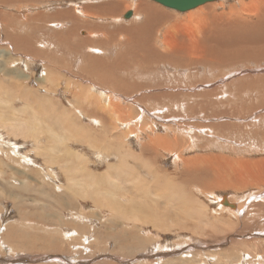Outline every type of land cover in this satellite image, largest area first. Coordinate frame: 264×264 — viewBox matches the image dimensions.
Masks as SVG:
<instances>
[{
	"label": "rangeland",
	"instance_id": "1",
	"mask_svg": "<svg viewBox=\"0 0 264 264\" xmlns=\"http://www.w3.org/2000/svg\"><path fill=\"white\" fill-rule=\"evenodd\" d=\"M138 1L163 8L161 30L126 46L134 8L99 7ZM258 1L180 12L153 0H0V264H264V19L230 33L220 18L233 8L228 17L255 23ZM177 21L173 49L199 52L160 61ZM95 29L107 42L80 45ZM105 171L133 202L109 196L122 192ZM136 234L150 240L135 253Z\"/></svg>",
	"mask_w": 264,
	"mask_h": 264
},
{
	"label": "bare ground",
	"instance_id": "2",
	"mask_svg": "<svg viewBox=\"0 0 264 264\" xmlns=\"http://www.w3.org/2000/svg\"><path fill=\"white\" fill-rule=\"evenodd\" d=\"M219 1V0H218ZM249 1H252V0H249ZM156 2V1H155ZM210 2H213V1H210ZM222 2V1H221ZM220 2V3H221ZM206 3H208V2H206ZM244 3H245V1H244ZM251 3H253V2H251ZM55 4V3H54ZM87 4V3H86ZM149 3L147 2V1H138L135 5L134 4H131V5H127V3H124V4H122V3H117V2H115V3H113V2H109V3H102L101 5H100V7L99 8H102L103 9V11H106V10H110V14L111 15H116L117 13H116V11L118 12V10L120 11L122 8H128V7H133L134 8V10H135V17H136V19L139 21V24H134V22L133 23H130V24H134V26H129V27H127L126 28V36L127 37H125L124 39H118L119 41H121V40H123V41H125V45L127 46V44H130V45H134V44H137V43H139L140 42V40H141V38H145L144 40H146L147 39V42L148 41H151L150 40V37L149 38H147V35L148 34H151V33H156V32H159L160 30H157V29H155V27L154 26H152V25H154L155 23H156V20H158L157 18L161 15L160 13V10L159 9H161L159 6H157L156 4H154V3H150V4H152L153 5V7L154 8H156L155 10L153 9V7L152 6H149L148 5ZM205 4V3H204ZM204 4H202V5H204ZM230 4V3H229ZM254 4V3H253ZM257 4V7H256V10H255V12H256V14H257V21L255 22V23H252V22H249L248 20H246L245 18H241V17H233V18H231V17H228V14H233V13H235L236 14V12L234 11V9L233 8H229L230 10H229V12L228 13H224V14H220V15H224V16H222V17H220L221 19L223 18V17H225V19H223V21H221V24H223V26L225 27V29L228 31V32H230V33H233V30L236 32H239V30L240 29H243V28H247L248 27V25L251 27H253L254 25H260L261 23H262V20L264 19V0H259L258 1V3H256ZM84 5V4H83ZM88 5V4H87ZM228 5V4H227ZM243 5V4H242ZM255 5V4H254ZM92 6V5H91ZM94 6V5H93ZM97 6V5H96ZM96 6H94V9H95V7ZM121 6H122V8H121ZM200 6V5H199ZM222 6V5H221ZM198 7V6H197ZM230 7V6H229ZM74 8V7H73ZM84 8V7H83ZM85 8L88 10L90 7L89 6H85ZM210 8V7H209ZM209 8H207V9H209ZM75 10H74V12L76 11V8H74ZM154 10L155 12H159V15L157 14V15H154L153 13H154V11L152 12L151 10ZM197 9V8H196ZM200 9V8H199ZM116 10V11H115ZM157 10H159V11H157ZM161 10H163V8L161 9ZM165 10V9H164ZM198 10V9H197ZM243 10H245V9H243ZM79 11V10H78ZM83 11V10H82ZM188 11V10H187ZM202 11V10H201ZM211 11V10H210ZM227 11V10H226ZM226 11H224V12H226ZM26 12V11H25ZM81 12V11H80ZM87 12V11H86ZM199 12V11H198ZM250 12V11H249ZM12 13V12H11ZM65 13V14H64ZM64 13H62V12H57V15H55V14H52V18H54L55 20H64V21H67V22H69L70 21V19H72L73 17H74V15H73V13L72 12H70V13H68L67 14V12H64ZM76 13V12H75ZM79 13V12H78ZM82 13H85V12H82ZM162 13H164L163 11H162ZM223 13V12H222ZM6 14V13H5ZM156 14V13H155ZM167 13L165 12V15H166ZM77 15V14H76ZM196 15V14H195ZM197 15H199V14H197ZM219 15V16H220ZM39 16V15H38ZM40 16H41V18H42V21H43V23H44V21L46 20V18H48L47 16H46V14L45 13H41L40 14ZM218 16V17H219ZM191 17V16H190ZM194 17V16H193ZM213 17H215L214 16V14H213ZM16 18V17H15ZM26 19H29V18H26ZM25 19V20H26ZM49 19V18H48ZM190 19H192V18H190ZM194 19V18H193ZM195 19H197V17L195 18ZM198 19H199V17H198ZM201 19H203V17L201 18ZM78 20V19H77ZM185 20H187V19H185ZM206 20H208V19H206ZM206 20L204 19V20H201L202 22H206ZM210 20V19H209ZM183 22H185L184 20H182ZM181 21V22H182ZM194 21V20H193ZM201 22V23H202ZM63 22H61V24H62ZM168 24H170V23H172V24H170V25H166V29H165V31H164V37H163V39H164V44H165V48H164V56H162L163 58H161L160 59V61H162V60H166V61H175L174 60V58L176 59V57L177 58H181L182 60V62H186L185 60L187 59L188 60V57H190V55L192 54V53H196L198 50H199V48L197 47L196 48V51L193 49H191L190 47V49L191 50H189V51H185V50H183V48L184 47H181V48H179L180 50H177L176 48L175 49H173V47H175V45H173L171 42H170V40H169V36H170V30H172V31H174L172 28L174 27V26H176L179 22L177 21V22H167ZM192 23V22H191ZM197 23V22H196ZM201 23H199V26H197V28L198 27H200V24ZM207 23V22H206ZM209 23V22H208ZM189 24V23H188ZM203 24V23H202ZM242 24H245L246 25V27H241V25ZM63 25H65V24H63ZM158 25V24H157ZM186 25V24H185ZM59 26V25H58ZM182 27V26H181ZM250 27H248V29H250ZM38 28V27H37ZM183 28V27H182ZM181 28V29H182ZM39 29V28H38ZM178 29V28H177ZM185 29V28H184ZM201 29V28H200ZM186 30H187V28H186ZM73 31V28H71V29H68V33H70V32H72ZM104 31V30H103ZM200 31V30H199ZM84 32V31H83ZM95 32V33H94ZM184 32V31H183ZM236 32V33H237ZM79 33V32H78ZM124 33V32H123ZM162 33V32H161ZM172 33H174V32H172ZM81 34H83L82 32H81ZM159 34V33H158ZM175 34V33H174ZM174 34H172V35H174ZM179 34H180V32H179ZM183 34V33H182ZM200 34V33H199ZM198 34V35H199ZM264 34V33H263ZM55 35H57L58 36V40H59V42H63V41H66L67 40V38H65V39H62V37H60L59 35H58V31H56V34ZM88 35H90V37L88 36ZM87 36H85V37H83L82 39H81V44L80 45H88V49L89 48H91V47H93V46H96V47H98V45L99 44H101V43H104V42H107V39H105L104 37H102L100 40L98 39V37H99V35L100 34H97V31H96V29H95V31H90L89 32V34H88ZM108 35V34H107ZM110 35V34H109ZM121 35V34H120ZM185 35V34H184ZM230 35V34H229ZM158 36V35H157ZM177 36H178V34H177ZM188 36V35H187ZM190 36V35H189ZM188 36V37H189ZM200 36V35H199ZM225 36H228V34H226ZM233 36V34L231 35V37ZM241 36V35H240ZM7 38H9L8 37V35L6 36ZM179 37V36H178ZM184 37V36H183ZM186 37V36H185ZM200 37H202V36H200ZM229 37V36H228ZM6 38V39H7ZM123 38V37H122ZM230 38V37H229ZM233 38V37H232ZM237 38V37H236ZM250 38V37H249ZM15 39H18V41L17 42H22V41H24L25 42V45L24 44H18V46H20L21 48L23 47V46H26V48L28 49L27 51H29V48L31 47V44L28 42V40H27V37L26 36H22V38H21V36H19V37H17V38H15ZM143 40V39H142ZM68 41V40H67ZM110 41V40H109ZM188 41V40H187ZM12 43V42H11ZM148 43H150V42H148ZM203 43V42H202ZM201 43V44H202ZM10 44V43H9ZM17 44L15 43V46H17ZM45 44V43H44ZM175 44H176V42H175ZM189 44V43H188ZM197 44V43H196ZM21 45H23V46H21ZM43 45V44H42ZM199 44H197V46H198ZM248 45V44H247ZM100 46V45H99ZM156 46V45H155ZM180 46H182V45H179V47ZM184 46V45H183ZM195 46V45H194ZM213 46V45H212ZM177 47V46H176ZM196 47V46H195ZM204 47V46H203ZM25 48V49H26ZM128 48V47H127ZM185 48H186V46H185ZM184 48V49H185ZM5 49V48H4ZM58 49V48H57ZM161 49H163V48H161ZM91 50V49H90ZM150 50V49H149ZM201 50V49H200ZM100 51V50H99ZM205 51V50H204ZM25 52V51H24ZM151 52V51H150ZM199 52V51H198ZM202 52V51H201ZM212 52V51H211ZM262 52V51H261ZM140 53V52H139ZM149 53V52H148ZM147 54V53H146ZM205 54V53H204ZM212 56V55H211ZM194 57H196V56H194ZM199 57V56H198ZM203 57V56H202ZM186 58V59H185ZM221 58V57H220ZM145 59V58H144ZM185 59V60H184ZM179 60V59H178ZM209 60V59H208ZM207 60V61H208ZM92 62V61H91ZM212 63V62H211ZM115 64V63H114ZM99 68V67H98ZM100 68H101V66H100ZM98 69H96V71H97ZM104 72H106V71H104ZM112 75V74H111ZM102 76V75H101ZM107 76V75H106ZM109 76V75H108ZM105 77V76H104ZM103 76L100 78V77H94L95 78V80H98L97 82H99V81H101V83H102V81H103V78H104ZM0 78H2V77H0ZM122 81V80H121ZM254 82V81H253ZM124 84V83H123ZM241 84V83H240ZM116 85V84H115ZM261 85V84H260ZM254 86V85H253ZM113 87V86H112ZM94 88H95V86H94ZM129 88V87H128ZM254 88V87H253ZM96 89V88H95ZM109 90H110V88H109ZM211 91V90H210ZM100 92V91H99ZM105 92V91H104ZM108 92V91H107ZM202 92V91H201ZM194 94V93H193ZM209 94V93H208ZM182 95V94H181ZM213 95V94H212ZM98 96H102L101 94L100 95H98ZM193 96H195V94L193 95ZM178 97V96H177ZM104 99H107L106 97H103ZM100 99V98H99ZM116 99V98H115ZM208 99V98H207ZM120 100V99H119ZM100 101V100H99ZM100 103V102H99ZM109 104V103H108ZM144 104V103H143ZM111 105H113V104H111ZM192 105H194V104H192ZM110 106V105H109ZM147 107V106H146ZM190 107V106H189ZM193 107V106H192ZM117 108V107H116ZM115 109V108H114ZM121 109V108H120ZM146 109V108H145ZM149 109V108H148ZM201 109V108H200ZM202 110V109H201ZM140 111V110H139ZM110 112V111H109ZM252 112V111H251ZM204 113V112H203ZM214 113V112H213ZM93 114V113H92ZM96 114V113H95ZM216 114V113H215ZM89 116V115H88ZM211 116V115H210ZM116 117V116H115ZM149 117V116H148ZM214 117V116H213ZM219 117V116H218ZM141 118V117H140ZM193 118V117H192ZM196 118V117H195ZM130 119V118H129ZM161 119V118H160ZM177 119V118H176ZM259 119H261V118H259ZM120 120V119H119ZM179 120V119H178ZM194 120V119H193ZM194 122V121H193ZM126 123V122H125ZM195 123V122H194ZM153 124V123H152ZM122 125H124V123L122 124ZM115 126V125H114ZM129 126V125H128ZM127 126V127H128ZM124 127V126H123ZM130 127V126H129ZM218 129V128H217ZM4 130V129H3ZM31 130H34V131H36V129H31ZM76 130V129H75ZM152 131V130H151ZM155 131V130H154ZM210 131V130H209ZM129 132V131H128ZM214 133V132H213ZM218 134V133H217ZM158 135V134H157ZM212 135V134H211ZM204 136H206V135H204ZM152 137V136H151ZM98 142V141H97ZM10 143V142H9ZM157 144V143H156ZM191 147V146H190ZM120 148V147H119ZM15 149V148H14ZM13 149V150H14ZM151 149H153V148H151ZM125 153V152H124ZM138 154V153H137ZM169 154V153H168ZM70 156V155H69ZM99 156V155H98ZM29 159V158H28ZM137 161V160H136ZM208 160H206V162H207ZM84 162V161H83ZM139 162V161H138ZM32 163V162H31ZM175 163V162H174ZM129 164V163H128ZM74 170V169H73ZM111 170V169H110ZM132 170V169H131ZM134 170V169H133ZM108 171H109V169H108ZM95 172V171H94ZM106 172V171H105ZM129 172V171H128ZM131 172H133V171H131ZM42 173H43V171H42ZM203 173V172H202ZM44 174H46V173H44ZM77 174H79V173H77ZM102 174V173H101ZM100 174V175H101ZM133 174V173H132ZM148 174H149V172H148ZM219 174V173H218ZM48 175V174H47ZM119 175V174H118ZM123 175V174H122ZM127 175V174H126ZM125 175V176H126ZM129 175V174H128ZM152 175H154V174H152ZM151 175V176H152ZM164 175V174H163ZM105 178L104 179H102V181H111V182H109V183H111V184H113V185H115V188H117L118 189V191H119V193H121L122 192V195L121 194H119L120 196H118V194L116 193V191L114 190V189H112V190H108L107 189V193L109 194V196H111V195H113L114 196V198L116 199V200H118V202H119V204H130L131 202H133V198L132 197H134V196H132V195H130L129 193H128V191H127V189H126V187L123 185V184H121L122 183V181L121 180H117V179H115L114 177H112L113 175L110 173V172H106L105 173ZM74 177V176H73ZM82 177V176H81ZM131 177V176H130ZM128 178V181H129V179H130V182L131 183H128L127 181V183L128 184H130V185H133V186H136V182H137V180H139L140 179V177H139V179L136 177H133V178H135V179H132V178ZM170 177V176H169ZM142 178H144V177H142ZM155 178V177H154ZM158 178V177H157ZM159 178H160V176H159ZM145 179V178H144ZM151 179V178H150ZM76 180H77V182H78V178H76ZM88 180H89V182H86V181H82V182H85V185H87V186H99L100 184V181L98 180V181H96V180H91L90 178H88ZM222 180V179H221ZM68 181H70V183H73V184H75V182L73 181V179L72 178H68ZM138 182H141V181H138ZM145 182V181H144ZM140 183V184H143V187H144V185L146 186V185H148V184H146V182L145 183ZM150 182V181H149ZM198 182V181H197ZM78 184H79V182H78ZM81 184H84V183H81ZM138 184V183H137ZM76 185V184H75ZM107 185V184H106ZM113 185H111V186H113ZM132 186V187H133ZM149 186V185H148ZM153 187V186H152ZM155 187V186H154ZM226 187V186H225ZM224 187V188H225ZM107 188H108V186H107ZM111 188V187H110ZM144 188H146V187H144ZM144 188H143V190H144ZM219 188V187H218ZM9 189V188H8ZM36 189V188H35ZM40 190H42V189H40ZM37 191V190H36ZM114 191H115V193H114ZM140 191H141V189H140ZM176 191V190H175ZM39 192V191H38ZM158 192V191H157ZM140 194V193H139ZM147 194V193H146ZM179 195V194H178ZM113 196H111L112 198H113ZM176 196V195H175ZM118 197V198H117ZM151 197V196H150ZM156 197V196H155ZM145 198H147V197H145ZM152 198V197H151ZM180 198V197H179ZM141 199H142V197H141ZM144 199V198H143ZM153 199V198H152ZM157 199V198H156ZM221 199V198H220ZM219 199V200H220ZM136 200V199H135ZM177 201H178V199H177ZM223 201V200H222ZM219 202V201H218ZM136 203H138V202H136ZM135 203V204H136ZM140 203V202H139ZM157 203V202H156ZM123 204H122V206H123ZM173 204H175V202L173 203ZM117 205V204H116ZM140 205L141 206H138V207H140L142 210H143V207L144 206H147V205H145V203H140ZM169 205V204H168ZM121 206V207H122ZM134 206V205H133ZM149 206V205H148ZM147 206V207H148ZM164 206V205H163ZM173 206V205H172ZM118 207V206H117ZM116 207V208H117ZM120 207V208H121ZM154 207H156V206H154ZM158 207V206H157ZM156 207V208H157ZM107 208H108V206H107ZM120 208H118L119 210H120ZM127 208V207H126ZM131 208V207H130ZM133 208V207H132ZM155 208V209H156ZM168 208V207H167ZM172 208H174V207H172ZM128 209V208H127ZM134 209H136V208H133V210ZM155 209H153V210H155ZM131 210V209H130ZM132 210V211H133ZM149 210V209H148ZM169 210V209H168ZM221 210V209H220ZM136 211H140L139 209H137ZM173 211V210H172ZM256 211V210H255ZM119 212V211H118ZM126 212V211H125ZM134 212V211H133ZM146 212V211H145ZM157 212H160V211H158L157 210ZM171 212V211H170ZM122 213V212H121ZM129 213V212H128ZM142 213V212H141ZM151 213H155V212H151ZM133 214V213H132ZM138 213H136V215H137ZM162 214V213H161ZM115 215V214H114ZM122 215V214H121ZM124 215V214H123ZM131 215V214H130ZM145 215H147V214H145ZM125 216V215H124ZM128 216H129V214H128ZM134 216H135V214H134ZM255 216V215H254ZM138 217V216H137ZM198 217V216H197ZM109 218V217H108ZM120 218H122V217H120ZM211 219V218H210ZM63 220V219H62ZM102 220V219H101ZM111 220V219H110ZM113 220V219H112ZM117 220V219H116ZM115 220V221H116ZM161 220H163V219H161ZM168 220V219H167ZM212 220V219H211ZM251 220H253V219H251ZM69 221V220H68ZM169 221V220H168ZM213 221V220H212ZM259 221V220H258ZM72 222V221H71ZM117 222V221H116ZM145 222H147V221H145ZM160 222H163V221H160ZM252 222V221H251ZM73 223V222H72ZM80 223V222H79ZM112 223H113V221H112ZM127 223V222H126ZM63 224V223H62ZM116 224V223H115ZM119 224V223H118ZM124 224V223H123ZM138 224V223H137ZM211 224V223H210ZM208 225V224H207ZM258 225V224H257ZM82 226V225H81ZM100 226V225H99ZM114 226V225H113ZM118 226V225H117ZM105 227V226H104ZM127 227V226H126ZM130 227V226H129ZM138 227V226H137ZM137 227H133V229H137ZM152 227H153V224H152ZM217 227V226H216ZM120 228V227H119ZM208 228V227H207ZM211 228H212V226H211ZM218 228V227H217ZM254 228V227H253ZM257 228V227H256ZM121 229V228H120ZM261 229V228H260ZM88 230V229H87ZM108 230V229H107ZM162 230V229H161ZM241 230V229H240ZM91 231V230H90ZM45 232V231H44ZM94 232V231H93ZM114 233V232H113ZM215 233V232H214ZM45 234H46V232H45ZM61 234H63V233H61ZM64 234H65V232H64ZM42 235V234H41ZM74 235H75V232H74ZM73 235V236H74ZM108 235V234H107ZM124 235V234H123ZM64 236H67L68 237V235H64ZM73 236L71 235V236H69V240L70 239H72L73 238ZM248 236V235H247ZM155 237V236H154ZM88 238V237H87ZM86 238V239H87ZM103 238V237H102ZM105 238H106V236H105ZM142 238H144L143 236H140L139 234H136V235H133V237H132V241L134 242V243H136L137 245H138V247H140V249H138V250H136L135 251V253L136 252H140V250L141 251H144V250H146V246H147V244L145 245V242H144V240L142 239ZM149 238V239H148ZM249 238V237H248ZM264 238V237H263ZM77 239V238H76ZM85 239V240H86ZM90 239V238H89ZM145 240H150V237H147V238H144ZM152 239H154V238H152ZM3 240V239H2ZM82 240V239H81ZM156 240V239H155ZM245 240V239H244ZM259 240V239H258ZM97 241V240H96ZM128 241V240H127ZM147 241V242H148ZM226 241V240H225ZM263 241V240H262ZM46 242H48V241H46ZM70 242H72L71 240H70ZM78 242V241H77ZM152 242V241H151ZM154 242V241H153ZM83 243V242H82ZM97 243V242H96ZM124 243V242H123ZM24 244V243H23ZM81 244V243H80ZM125 244V243H124ZM22 245V244H21ZM78 245V244H77ZM31 246V245H30ZM98 246V245H97ZM34 247V246H33ZM106 247V246H105ZM252 247V246H251ZM12 248V247H11ZM122 248V247H121ZM120 248V249H121ZM125 248V247H124ZM123 248V249H124ZM112 249V248H111ZM143 249V250H142ZM162 249V248H161ZM160 249V250H161ZM27 250H29V249H27ZM104 250V249H103ZM82 252V251H81ZM152 252V251H151ZM158 253V252H157ZM209 253V252H208ZM264 253V252H263ZM10 254V253H9ZM114 254V253H113ZM159 254H160V252H159ZM78 255H79V253H78ZM81 255V254H80ZM136 255V254H135ZM154 255V254H153ZM139 256V255H138ZM163 256V255H162ZM185 255H183L182 257H184ZM215 256V255H214ZM259 256V255H258ZM26 257V256H25ZM80 257V256H79ZM161 257V256H160ZM253 257V256H252ZM251 257V258H252ZM63 258H65V257H63ZM180 258V257H179ZM192 258V257H191ZM205 258V257H204ZM194 259V258H193ZM192 259V260H193ZM259 259V258H258ZM119 260V259H118ZM195 260V259H194ZM63 261V260H62ZM70 261V260H69ZM185 261V260H184ZM119 262V261H118ZM125 262V261H124ZM128 262V261H127ZM152 262V261H151ZM216 262V261H215ZM203 263V262H202ZM219 263V262H218ZM7 264V263H6ZM148 264V263H147ZM163 264V263H162ZM208 264V263H207Z\"/></svg>",
	"mask_w": 264,
	"mask_h": 264
},
{
	"label": "water",
	"instance_id": "3",
	"mask_svg": "<svg viewBox=\"0 0 264 264\" xmlns=\"http://www.w3.org/2000/svg\"><path fill=\"white\" fill-rule=\"evenodd\" d=\"M153 1H156L165 7L175 9L180 12H184L193 9L199 5H202L206 2L217 1V0H153ZM131 14L132 11H128L123 16L124 18H128L129 16H131Z\"/></svg>",
	"mask_w": 264,
	"mask_h": 264
}]
</instances>
